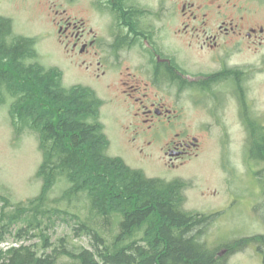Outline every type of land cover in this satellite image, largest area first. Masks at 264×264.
Listing matches in <instances>:
<instances>
[{"label": "trees", "instance_id": "obj_1", "mask_svg": "<svg viewBox=\"0 0 264 264\" xmlns=\"http://www.w3.org/2000/svg\"><path fill=\"white\" fill-rule=\"evenodd\" d=\"M36 44V38L14 34L12 20L0 17V105L11 102L18 136L36 132L43 155L40 193L0 215V242L22 223L18 233L39 236L42 250L0 247V264H60L62 256L69 259L61 264H218L197 233L208 216L184 210L185 182L147 178L110 156L104 101L88 86L65 85L63 72L40 63ZM258 140L250 149L264 160V135ZM57 220L74 221L72 230L89 237L90 246H70L62 237L48 252L46 230ZM250 239L264 244V236Z\"/></svg>", "mask_w": 264, "mask_h": 264}, {"label": "flooded vegetation", "instance_id": "obj_2", "mask_svg": "<svg viewBox=\"0 0 264 264\" xmlns=\"http://www.w3.org/2000/svg\"><path fill=\"white\" fill-rule=\"evenodd\" d=\"M79 12L55 10L59 45L78 72L101 81L95 89L117 93L109 100L148 160L157 148L165 168L180 167L197 155L202 131L231 115L250 138L264 135L246 97L250 75L236 62L264 45V0H88ZM193 53L218 68L193 69Z\"/></svg>", "mask_w": 264, "mask_h": 264}, {"label": "rangeland", "instance_id": "obj_3", "mask_svg": "<svg viewBox=\"0 0 264 264\" xmlns=\"http://www.w3.org/2000/svg\"><path fill=\"white\" fill-rule=\"evenodd\" d=\"M87 4L88 0H0V17L12 20L14 34L37 39L40 63L63 72L65 85L82 84L95 89L93 86L100 87L101 81L74 68L72 58L59 45L58 30L53 21V18H59L55 10L66 9L69 15H75ZM195 59L193 53L190 62L193 69L218 68V64L208 57L197 58V62ZM236 62L250 75L246 97L263 121L260 126H264V45L257 46L254 60L245 58ZM95 90L104 101L101 121L110 140L109 155L121 158L147 178L185 182L184 210L208 216L207 224L197 233H201V241L215 251L218 264H264V244L250 239L264 236V160L251 154V141H257L258 137L250 138L244 120H233L231 115L227 124L208 125L209 131L199 135L197 155L180 167L168 170L157 148H153L154 156L148 160L144 153L138 152L139 142L132 145L129 141L126 113L121 105L109 100L117 93L109 94L101 88ZM10 107V101L0 105V215L14 212L13 205L37 196L42 189V181L37 177L43 160L38 134L26 129L18 136ZM206 116L202 115V118ZM191 126L194 134H198V124ZM62 186L53 191L52 198L59 196ZM73 224L76 225L74 221L68 224L65 220H57L53 228L46 230L52 244L48 252L61 245L62 237L70 246H90L89 237L77 235L72 230ZM22 226L18 223L11 227L0 247L27 245L42 250L39 236L29 231L18 233ZM68 259L62 256L59 262L65 263Z\"/></svg>", "mask_w": 264, "mask_h": 264}]
</instances>
